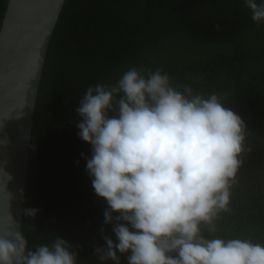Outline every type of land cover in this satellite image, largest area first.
<instances>
[{
	"label": "trees",
	"instance_id": "trees-1",
	"mask_svg": "<svg viewBox=\"0 0 264 264\" xmlns=\"http://www.w3.org/2000/svg\"><path fill=\"white\" fill-rule=\"evenodd\" d=\"M6 7L0 0V27ZM132 67L159 68L174 87L190 84L205 97L215 92L245 122L251 151L217 235L264 244V22L244 0H65L33 117L21 226L28 249L59 237L79 246L78 264H101L95 248L104 236L116 242L85 170L91 145L78 136L76 109L89 86L115 85ZM33 208L34 218L24 214Z\"/></svg>",
	"mask_w": 264,
	"mask_h": 264
},
{
	"label": "clouds",
	"instance_id": "clouds-1",
	"mask_svg": "<svg viewBox=\"0 0 264 264\" xmlns=\"http://www.w3.org/2000/svg\"><path fill=\"white\" fill-rule=\"evenodd\" d=\"M244 4L254 22H264V0ZM76 112L78 136L91 145L85 170L116 237L95 248L101 264H120L124 254L127 264H264V244L217 235L251 151L245 122L221 95L174 87L159 68L132 67L115 85L89 86ZM10 220L15 228L0 232V264H78L79 246L56 237L28 249Z\"/></svg>",
	"mask_w": 264,
	"mask_h": 264
},
{
	"label": "water",
	"instance_id": "water-1",
	"mask_svg": "<svg viewBox=\"0 0 264 264\" xmlns=\"http://www.w3.org/2000/svg\"><path fill=\"white\" fill-rule=\"evenodd\" d=\"M64 2L7 0L0 27V140H8L0 144V232L15 228L10 215L21 230L36 99Z\"/></svg>",
	"mask_w": 264,
	"mask_h": 264
}]
</instances>
